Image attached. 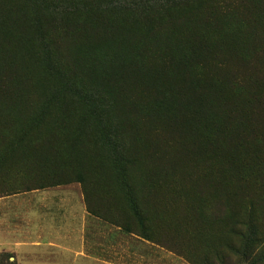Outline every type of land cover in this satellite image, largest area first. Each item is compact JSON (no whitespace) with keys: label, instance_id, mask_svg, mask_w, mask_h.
Returning <instances> with one entry per match:
<instances>
[{"label":"rangeland","instance_id":"obj_1","mask_svg":"<svg viewBox=\"0 0 264 264\" xmlns=\"http://www.w3.org/2000/svg\"><path fill=\"white\" fill-rule=\"evenodd\" d=\"M222 1L151 35L148 21L164 11L132 13L110 0H0V25L20 42L0 43V156L14 143H22L19 157L29 156L39 139V167L19 168L17 191L81 188L95 221L110 229L101 242L114 237L112 264L259 263L238 222L252 203L264 233V0ZM78 23L75 46L90 35L104 46L95 34L116 28L128 35V67L116 79L104 80L105 70L88 77L49 55L45 39ZM3 51L13 63L5 72ZM84 93L116 106L102 115L106 142L91 119L73 131L62 118L50 130L56 115L96 112L79 100ZM42 112L47 122L33 130ZM123 176L144 194L131 193ZM220 178L219 189L207 186ZM220 195L224 211L210 205ZM133 196L144 213L135 214Z\"/></svg>","mask_w":264,"mask_h":264},{"label":"trees","instance_id":"obj_2","mask_svg":"<svg viewBox=\"0 0 264 264\" xmlns=\"http://www.w3.org/2000/svg\"><path fill=\"white\" fill-rule=\"evenodd\" d=\"M111 5L113 8L116 9H123L127 8L132 13L141 12L144 14L150 12H161L164 11L166 16H162L160 18H156V20H149L148 21V34H160L164 29L174 25L175 23L182 22L183 18L181 17L182 13H200L206 10L207 6H215L219 7L222 0H110ZM182 9L181 12L177 11L176 9ZM185 10V11H184ZM55 14V13H54ZM53 14V15H54ZM134 16V14H133ZM181 20V21H180ZM186 24V22L182 23ZM45 25L39 24L41 31H44ZM83 29L82 24L78 23L72 27H65L58 32L55 36L45 39L44 44L47 46L49 50V55H60L69 62L81 73L85 74L88 77H92L95 74H98L105 70L104 73V80L108 81L114 80L118 76V72L121 70L127 69V58H126V51L130 48V41L127 34L122 33L119 29L112 30L110 33L101 34L97 33L95 35H102L104 39V46H97L91 44L92 35L85 39L81 44L74 45L73 40L74 38L79 36V31ZM12 29H6L1 23L0 25V43L8 44L10 47L13 44H18L16 39H18L15 35L11 33H5L4 31H11ZM88 40V41H87ZM206 41L205 39H203ZM195 42H200L201 46L204 47V42L200 39H195ZM17 42V43H16ZM89 43L91 45H89ZM193 55L195 57L200 58L198 56V52H194ZM9 54L7 51L2 52V57H8ZM5 62L3 64V72L8 71L13 68V63L10 59L5 58ZM128 75V73H126ZM116 91L111 92L114 95ZM84 93L82 99H79L82 102H88V104H92L95 108L92 112V116L85 115H77L76 118L71 116H64L56 115L52 119H55V123L51 126L50 130L56 129L58 131L61 128L62 123L59 121L66 122L71 129L74 131L76 129H82L84 125L87 123L88 119L93 120V123L97 130L98 134H102L103 140L106 142L109 139L106 135L108 127H106L102 123V115L106 114L104 112L108 109L115 108L116 106H110L108 102H104L100 100L98 102L94 101ZM67 113V112H66ZM114 113V112H112ZM46 112H42V117L34 118L33 121L37 122L33 125V130L43 127L46 124L47 120ZM64 116V117H63ZM34 117V116H33ZM37 117V116H36ZM65 119L66 121L62 120ZM79 119L81 122L80 124L74 123L75 120ZM55 134L57 132L53 131ZM26 136V135H23ZM22 136V137H23ZM38 140L37 138L32 139L29 142L30 149H29V156L26 157H19L17 152L19 150H23L22 143L20 146L18 144H11L9 149L4 153V155L0 156V196H9L18 193L30 192L34 190H42L48 188H55L58 186H65L71 184V182H66L54 186L49 187H36V188H26L22 191H17L19 184L17 183V178L19 175L20 167L27 165L29 169L38 168L39 167V158L35 156L36 149L38 148ZM116 169L118 168L115 165ZM125 166L123 167V169ZM82 178L78 179V183L82 184ZM123 180L125 182L126 188H129L131 193L136 194H144L145 187L138 186L139 184L135 183L134 180L128 181L124 176ZM224 184V180L222 178L218 179L215 182H209L207 186L212 190H217ZM223 189V188H222ZM137 196V195H136ZM135 196V197H136ZM132 197V207L135 211V214L144 213L146 206H144V201L140 200L139 198ZM146 204V203H145ZM211 208L214 210H221L224 211L227 209L228 204L225 201L224 197L220 195L216 199L212 201L210 204ZM89 209V206H88ZM91 215L96 216V212L89 209ZM245 217H248V222L245 223ZM142 219V216H141ZM244 221V223H243ZM256 219V212L254 207L251 203L249 207V212L246 210V214L244 218H242L238 224L241 226H247L248 228V235L245 236L244 234H238L241 238L246 237L247 244L250 243L252 247H254V252L256 253V258H258V264L264 263V233L259 230L257 225ZM13 257L8 254L0 255V264H17L15 261H11Z\"/></svg>","mask_w":264,"mask_h":264},{"label":"crops","instance_id":"obj_3","mask_svg":"<svg viewBox=\"0 0 264 264\" xmlns=\"http://www.w3.org/2000/svg\"><path fill=\"white\" fill-rule=\"evenodd\" d=\"M101 230L78 186L0 196V255L17 264H112L114 237L101 242Z\"/></svg>","mask_w":264,"mask_h":264}]
</instances>
